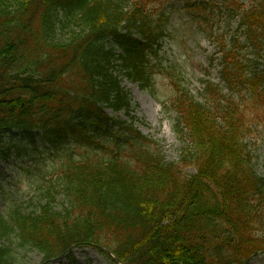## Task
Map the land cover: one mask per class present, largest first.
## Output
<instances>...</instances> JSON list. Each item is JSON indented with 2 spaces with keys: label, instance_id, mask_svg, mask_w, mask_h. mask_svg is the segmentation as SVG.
Here are the masks:
<instances>
[{
  "label": "trees",
  "instance_id": "1",
  "mask_svg": "<svg viewBox=\"0 0 264 264\" xmlns=\"http://www.w3.org/2000/svg\"><path fill=\"white\" fill-rule=\"evenodd\" d=\"M176 9L212 24L220 47L222 85L205 81L200 97L153 62ZM222 14L238 23L229 39L213 28ZM262 63L264 0H0V155L20 152L21 132L60 159L28 205L0 212V264H20L17 250L50 264L97 245L125 264H248L264 249L253 234L264 177L249 146ZM157 70L175 87L179 161L105 111L130 109L121 76L148 87Z\"/></svg>",
  "mask_w": 264,
  "mask_h": 264
},
{
  "label": "rangeland",
  "instance_id": "2",
  "mask_svg": "<svg viewBox=\"0 0 264 264\" xmlns=\"http://www.w3.org/2000/svg\"><path fill=\"white\" fill-rule=\"evenodd\" d=\"M240 1L250 6L255 0ZM192 13L187 9H176L169 15L171 32L163 43L160 56L165 61L166 67L174 72V76L179 78L194 95L199 96L205 80L220 83V59H218L220 54L217 40H212L207 30L212 24L199 23ZM226 17L223 14L217 16L213 28L218 34L224 31L230 38V35L236 32L237 23L230 22ZM212 57L214 60H211ZM262 67L264 68L263 65ZM122 85L130 95L131 112L113 115L120 120L133 121L134 128L158 142L167 160H177L181 143L173 129L176 114L169 110L170 100L174 96V87L169 77L157 70L151 82L152 88H143L127 78L123 80ZM252 113L254 117L259 118L253 126L250 137L259 172L264 174V110L260 108L258 112L254 110ZM26 145L31 150L30 153L21 152L18 156L13 150L10 158L0 157L1 213H5L15 204L26 205L41 184V180L37 179L36 175L41 170L52 171L58 164L51 158L46 162L38 159L37 150L30 144ZM81 150L82 148L79 147V151ZM32 155L37 158H30ZM28 170L32 176L26 174ZM189 170L194 171L192 167ZM16 252L20 256V264L41 263L42 255L37 250L24 249ZM73 253L74 258L70 255L61 256L54 259L51 264H113L106 256L91 247L75 248ZM250 264H264V252Z\"/></svg>",
  "mask_w": 264,
  "mask_h": 264
},
{
  "label": "water",
  "instance_id": "3",
  "mask_svg": "<svg viewBox=\"0 0 264 264\" xmlns=\"http://www.w3.org/2000/svg\"><path fill=\"white\" fill-rule=\"evenodd\" d=\"M106 251L109 252V253H111V251L109 249H106ZM115 259H116L117 262H120V259L119 258H116L115 257Z\"/></svg>",
  "mask_w": 264,
  "mask_h": 264
}]
</instances>
